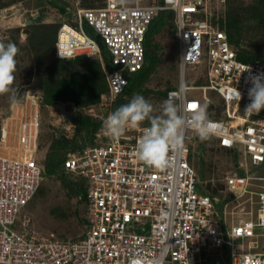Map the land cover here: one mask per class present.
<instances>
[{
    "label": "built area",
    "instance_id": "built-area-1",
    "mask_svg": "<svg viewBox=\"0 0 264 264\" xmlns=\"http://www.w3.org/2000/svg\"><path fill=\"white\" fill-rule=\"evenodd\" d=\"M80 2L72 0L68 20L56 28L54 56L95 57L105 76L107 91L98 104L104 113L92 143L72 147L60 159L65 172L85 180L83 230L72 239L35 231L20 234L12 228L44 176L36 157L39 104L26 94L15 107L9 105L0 123V264H264V169L253 171L264 162V109L245 113L249 75L264 73V61L237 58L224 29L226 0ZM167 11L178 47V88L166 96L181 104L186 124L183 146L170 150L165 169H156L135 155L148 124L126 127L114 139L102 122L143 65L149 22ZM85 26L101 40L111 70H105L102 49ZM200 65L204 83L185 84L186 73H195ZM235 88L241 93L239 104ZM188 90H199V98L187 96ZM207 91L217 95L220 111L213 109L215 101ZM193 104L195 108L189 107ZM201 106L207 108L216 145L236 152L233 168L222 177L223 187L211 195L197 189L189 163L188 144L197 133L187 122ZM251 184L258 190H248ZM245 193L249 208L242 212L247 216L236 217L232 209L243 203ZM221 200L234 204L229 225L215 217ZM28 222L29 217H21L24 228Z\"/></svg>",
    "mask_w": 264,
    "mask_h": 264
},
{
    "label": "rangeland",
    "instance_id": "rangeland-1",
    "mask_svg": "<svg viewBox=\"0 0 264 264\" xmlns=\"http://www.w3.org/2000/svg\"><path fill=\"white\" fill-rule=\"evenodd\" d=\"M102 0H81L83 6L98 5ZM263 1V2H262ZM264 0H228V13L232 18L241 17L237 28L232 31L234 37L242 39L245 45L253 44L255 48L264 50V8L260 14H255L256 10L253 7L261 5ZM57 7L65 9L72 8V0H0V42L7 44L13 42L19 49L16 57L17 70L15 72V83L13 87L18 90V94L25 97L26 94H32L37 99L39 104V127L37 136V161L43 166L51 161L60 159L62 153L70 148L71 145H80L88 141L84 138L87 133L85 129L76 130L61 117L57 109L52 107L51 103L44 101L45 91L44 71L48 70L50 65L60 64L65 67L66 74L70 71L77 72L74 77H71L73 83H78L76 79L80 72L91 67L94 64H99L98 60L92 56H73L71 58H57L53 55V35L60 21L65 20V15L60 14ZM226 8V7H225ZM252 11V13L250 12ZM37 12L39 15L31 24L25 25L24 21L31 14ZM23 29H28L26 34L22 33ZM147 54L150 57V65L138 80L139 90L126 93L123 101L127 103L134 94L143 95L154 107L153 115H158L160 105L167 98L161 95V91L166 92L169 89H177V51L176 37L171 26L166 25L155 32L146 45ZM105 70V64H104ZM103 73V69L100 66ZM203 67L200 65L194 72L188 71L185 75V84H200L204 83L201 76ZM104 79V73L102 74ZM81 76V75H80ZM191 79H194L192 82ZM53 82L56 84L65 85L67 88H72L71 83H62L59 81ZM53 86V87H55ZM61 87V86H59ZM79 86L74 87V89ZM60 89V88H59ZM62 89V88H61ZM69 89L74 94L70 99H55L54 102L64 105L67 109L73 110L81 117L89 119H100L104 113V108L95 103H84V90L75 91ZM102 94L105 93L101 92ZM187 96L199 98V90L186 91ZM215 102L213 109L221 110V106L217 95L212 91L206 92ZM21 99V100H22ZM54 97L52 98V100ZM9 94L0 95V123L3 116L7 115L9 108ZM149 123L147 120L142 124ZM140 125V126H141ZM65 136V143L58 145L57 135ZM196 136H198L196 134ZM196 140H191L190 145L192 150L191 165L199 182L204 187H215V184L222 181V177L233 168L231 155L228 151L218 149L213 145L211 140H201L195 137ZM264 169V162L257 168L253 169L254 173H259ZM70 179L85 186V180L79 176L74 177L70 174ZM248 190H258L253 184L248 186ZM248 193L241 197L243 203L235 207L234 216H247L244 211L248 210L249 205L244 201ZM255 196L253 195V198ZM224 205V208H223ZM233 202L229 200H221L216 204L215 217L229 225L233 216L230 209ZM224 209V211H223ZM243 211V212H242ZM85 215V203L74 195L70 186L65 182H61L60 177L56 174L43 176L38 188L34 192L30 200L20 209L17 214L12 228L17 233L29 234L35 231L41 234H55L65 236V238H76L83 230V218ZM29 217V222L24 228L21 224V217ZM260 239H258L259 241ZM238 242V241H237Z\"/></svg>",
    "mask_w": 264,
    "mask_h": 264
},
{
    "label": "clouds",
    "instance_id": "clouds-1",
    "mask_svg": "<svg viewBox=\"0 0 264 264\" xmlns=\"http://www.w3.org/2000/svg\"><path fill=\"white\" fill-rule=\"evenodd\" d=\"M60 14L69 16V9L64 8V12ZM18 53L19 49L15 43L0 42V95L9 94V103L12 107L18 105L22 99L18 90L13 87ZM245 71L250 72V69ZM248 82L251 87L248 89L249 103L245 107V113L259 114L264 109V73L250 74ZM233 98L239 104L241 93L236 88ZM154 111L153 105L143 95L134 94L127 103L110 112L102 124L106 132L116 139L124 133L126 127L138 128L147 120L148 126L143 128L142 134L137 139L135 155L146 166L165 169L168 166L170 150L183 146L181 130L186 121L181 104L172 98L162 102L158 115H153ZM187 123L202 141L209 139L213 134L214 129L209 121L206 106H201L192 112ZM261 199L264 200V196Z\"/></svg>",
    "mask_w": 264,
    "mask_h": 264
},
{
    "label": "trees",
    "instance_id": "trees-1",
    "mask_svg": "<svg viewBox=\"0 0 264 264\" xmlns=\"http://www.w3.org/2000/svg\"><path fill=\"white\" fill-rule=\"evenodd\" d=\"M263 2V1H262ZM253 10H256L255 14H260L264 8L263 3L261 5H258L256 7H253ZM252 10V11H253ZM252 11L250 10V12L252 13ZM65 18L68 20V16H65ZM172 14L171 12L167 11L164 12L162 15L158 14L156 15L148 24L146 33H145V37H144V62L143 65L141 67V69H139L138 71H136L135 73H133V75L129 78L128 84L125 87L124 92L119 95L115 101L113 102L112 106H111V112L114 111L116 108H118L119 106L125 104V102L123 101L124 99V95H126V93H130L136 90H139L138 88V80L141 78V76L148 71L149 69V65H150V57L147 54V48L146 45L148 44L149 38L158 30H160L161 28H163L166 25H169L172 27L173 32H174V28H173V23H172ZM239 20H241V17H236L232 18L231 15H229L228 13V0H226V10H225V17L223 20L224 23V29L225 32L227 34L228 37V41L230 46H232L236 51V56L238 59L242 60V61H254V60H259V61H264V50H261L259 48H255L253 44H249V45H245L242 41L241 38L239 37H234V35L232 34V31L235 30L237 28V25L239 24ZM86 31L95 39V41L98 43L101 53H102V59H103V63L105 64L106 69L109 71L111 70L113 67L111 64H109L108 61V56L106 54V49H104L103 44L101 42V40L99 39V37L95 34H93V32L91 31V29L88 26H85ZM54 36H55V32L53 35V41H52V46H53V42H54ZM53 55H54V46H53ZM79 56H83V55H79ZM77 57V56H76ZM45 77H47L45 79V87H44V91L45 93V98L44 101L48 102V103H53L55 99L58 98L59 99H70L73 98V96L68 95V94H74V92H70L69 91L71 89H74V87L79 86V88L74 89L75 91L83 89L84 92V103L85 104H89V103H95L96 101L99 100V96L100 94H102L101 92H106L107 88H106V83H105V79L103 77V73L100 69V66L97 64H94L91 67H86L85 70H83V72H80V75L78 77H76V79H79L78 83L76 84L75 82L73 83V81L71 80V77L77 74V72L70 71L69 74H66V69L65 67L61 66L60 64H55V65H50L48 67V70L44 71ZM57 83L60 82H66V83H71L72 84V88H67L65 85H61L58 84L57 87L55 86L56 84H53V82L57 81ZM55 86V87H53ZM61 86V87H59ZM60 88V89H59ZM62 88V89H61ZM70 89V90H69ZM170 90V89H169ZM161 95H163L165 97L166 95V91L163 90L160 92ZM54 97V99L52 100V98ZM74 99V98H73ZM77 114V113H76ZM99 119H89V118H85V117H81L80 115L77 114V122L75 125V130H80V129H85V131L87 132L84 136V138H88V142L92 143L93 138L95 137V132L96 129L99 126ZM148 124V123H145ZM195 137H199L194 135L193 139H195ZM192 139V140H193ZM193 140V141H194ZM208 140V139H207ZM209 140L213 141V145L218 148V149H223L229 152V154L231 155V160L232 163H235L236 160V152L234 149H225V148H220L216 145L215 140L210 137ZM57 141L59 142L58 145H63L65 143L64 140H60L57 139ZM192 141L189 142L188 146L190 149V154H189V163L190 159H191V155H192V150L190 148V145H192ZM77 145L73 146L71 145V147L75 148ZM61 159V157H60ZM60 159L55 160V161H51L49 163H47L45 166H43V175L44 176H48L51 174H56L58 177H60L61 182L63 183H67L70 188L71 191L74 195H78V197L80 198L81 202L83 201V194H84V188L82 184L80 185L79 183H75L70 179V173L65 172L61 166H60ZM192 166V165H191ZM197 179V177H196ZM215 187H204L202 186V183L198 182L196 184V187L199 191L205 192V194L211 195L216 193L217 189H221L223 187V180L220 181V183L215 184ZM84 202V201H83ZM83 220V219H82Z\"/></svg>",
    "mask_w": 264,
    "mask_h": 264
},
{
    "label": "water",
    "instance_id": "water-1",
    "mask_svg": "<svg viewBox=\"0 0 264 264\" xmlns=\"http://www.w3.org/2000/svg\"><path fill=\"white\" fill-rule=\"evenodd\" d=\"M58 11L60 13L64 12V8L63 7H57ZM38 13L35 12L33 14H31L27 19H25L24 24L25 25H29L31 24V22L38 17ZM72 19V17H71ZM28 32V29H23L22 33L26 34ZM52 106L57 109V111L59 112V114L61 115L62 118H64L72 127L73 129H75V125L77 122V114L76 112L74 113L73 110H69L67 109L64 105L59 104V103H53ZM58 139H65V136L62 134H58Z\"/></svg>",
    "mask_w": 264,
    "mask_h": 264
},
{
    "label": "bare ground",
    "instance_id": "bare-ground-1",
    "mask_svg": "<svg viewBox=\"0 0 264 264\" xmlns=\"http://www.w3.org/2000/svg\"><path fill=\"white\" fill-rule=\"evenodd\" d=\"M38 109V108H37ZM37 115L39 116V110L37 111ZM37 116V117H38ZM38 127H39V124H38ZM38 127H37V133H38Z\"/></svg>",
    "mask_w": 264,
    "mask_h": 264
},
{
    "label": "snow or ice",
    "instance_id": "snow-or-ice-1",
    "mask_svg": "<svg viewBox=\"0 0 264 264\" xmlns=\"http://www.w3.org/2000/svg\"><path fill=\"white\" fill-rule=\"evenodd\" d=\"M189 107H191V108H195V107H196V105H195V104H193V105H190Z\"/></svg>",
    "mask_w": 264,
    "mask_h": 264
},
{
    "label": "flooded vegetation",
    "instance_id": "flooded-vegetation-1",
    "mask_svg": "<svg viewBox=\"0 0 264 264\" xmlns=\"http://www.w3.org/2000/svg\"><path fill=\"white\" fill-rule=\"evenodd\" d=\"M53 103H51V105H52ZM53 107V106H52ZM57 138H58V135L56 136Z\"/></svg>",
    "mask_w": 264,
    "mask_h": 264
}]
</instances>
